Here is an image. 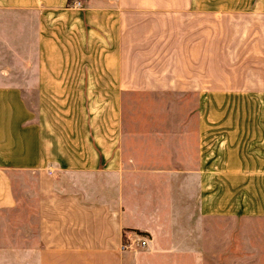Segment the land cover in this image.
Wrapping results in <instances>:
<instances>
[{"label": "crops", "instance_id": "1", "mask_svg": "<svg viewBox=\"0 0 264 264\" xmlns=\"http://www.w3.org/2000/svg\"><path fill=\"white\" fill-rule=\"evenodd\" d=\"M69 1L0 0V225L18 173L36 201L34 237L0 234V264H127L130 228L149 234L132 264H201L200 219L248 211L225 179L264 184L257 108L226 126L213 105L264 99V0ZM134 96L198 101L191 121L170 105L133 125Z\"/></svg>", "mask_w": 264, "mask_h": 264}, {"label": "rangeland", "instance_id": "2", "mask_svg": "<svg viewBox=\"0 0 264 264\" xmlns=\"http://www.w3.org/2000/svg\"><path fill=\"white\" fill-rule=\"evenodd\" d=\"M33 100V99H32ZM198 99L189 97L179 98H145V97H130L128 100V107L130 109L133 123H137L138 113L141 115H154L153 107H156V116L161 121H168L169 112L164 110L165 106H178V120H184L186 112L189 108V120H193L192 108L196 105ZM224 104L216 105L214 107H221L224 109L222 121L226 126L235 125L240 122L247 121L251 107H256L257 111L248 119L250 121H264V99H248L235 98L225 99ZM210 105V102L208 103ZM153 109V110H152ZM254 110V109H253ZM132 120V119H131ZM228 124V125H227ZM134 125V124H133ZM136 126V125H135ZM229 132L231 130H228ZM233 134L237 133L236 129L231 131ZM234 135L230 140L225 142L226 158L229 153L232 156L241 153V145L239 139H235ZM232 166L239 165V161L230 162ZM248 169L253 165L250 161L243 162L242 166ZM33 178H27L24 173H18L14 178V188L17 197L20 200L21 210L17 213L6 214L3 218V224L0 225V234L16 235L21 241V244H28L26 241L34 237L36 232L35 217L32 215L35 208V197L31 189L29 181ZM228 183L234 184L236 202L232 205L243 206L247 212H235L232 209H227L225 214H211L200 219V227L198 228L202 238L203 256L200 258L201 264H264V213L257 212L255 205L261 209L264 206V184L263 179H247V178H227ZM229 193V188L227 192ZM232 195V194H231ZM259 196V197H258ZM228 194H226V199ZM253 208L251 209V206ZM241 208V207H240ZM32 213V214H31ZM202 222V227H201ZM127 235L134 237H146L149 241V234L137 228L125 229L124 240ZM148 242L143 247L127 248L124 250L125 256H128L125 261L127 264H132V256L145 249Z\"/></svg>", "mask_w": 264, "mask_h": 264}, {"label": "built area", "instance_id": "3", "mask_svg": "<svg viewBox=\"0 0 264 264\" xmlns=\"http://www.w3.org/2000/svg\"><path fill=\"white\" fill-rule=\"evenodd\" d=\"M69 4L73 7H80L81 6V0H71L69 1ZM148 238L146 237H134L133 235H127L125 240H123L121 248L123 250L127 248H138L143 247L147 244Z\"/></svg>", "mask_w": 264, "mask_h": 264}, {"label": "trees", "instance_id": "4", "mask_svg": "<svg viewBox=\"0 0 264 264\" xmlns=\"http://www.w3.org/2000/svg\"><path fill=\"white\" fill-rule=\"evenodd\" d=\"M123 240H124V232H123Z\"/></svg>", "mask_w": 264, "mask_h": 264}]
</instances>
